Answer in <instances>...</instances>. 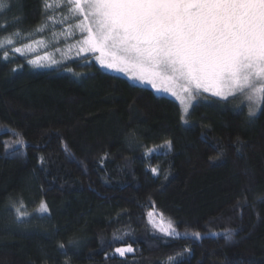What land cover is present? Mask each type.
Returning a JSON list of instances; mask_svg holds the SVG:
<instances>
[{
    "label": "trees",
    "instance_id": "trees-1",
    "mask_svg": "<svg viewBox=\"0 0 264 264\" xmlns=\"http://www.w3.org/2000/svg\"><path fill=\"white\" fill-rule=\"evenodd\" d=\"M44 13L10 0L0 38ZM87 58L75 74L0 50V264H264V104L249 119L207 96L185 114Z\"/></svg>",
    "mask_w": 264,
    "mask_h": 264
},
{
    "label": "snow or ice",
    "instance_id": "snow-or-ice-1",
    "mask_svg": "<svg viewBox=\"0 0 264 264\" xmlns=\"http://www.w3.org/2000/svg\"><path fill=\"white\" fill-rule=\"evenodd\" d=\"M9 7L10 0H0V12ZM56 8L67 13L60 23L76 21L68 35L73 28L84 34L77 56L99 53L102 66L130 73L152 87L161 85L180 100L184 113L202 92H212L218 104L238 100L236 111L247 107L249 119L264 104V0H44L46 21L54 20L47 12ZM47 27L44 23L38 30ZM12 43L10 37L0 40L4 59L6 45ZM25 49L31 51V45ZM13 207L20 220L23 205ZM41 212H47L46 205ZM161 231L176 234L171 222ZM225 239H232L230 231ZM133 251L131 246L115 249L121 257Z\"/></svg>",
    "mask_w": 264,
    "mask_h": 264
},
{
    "label": "rangeland",
    "instance_id": "rangeland-1",
    "mask_svg": "<svg viewBox=\"0 0 264 264\" xmlns=\"http://www.w3.org/2000/svg\"><path fill=\"white\" fill-rule=\"evenodd\" d=\"M48 2L52 3V0H48ZM48 13H49L48 16H53L54 20H47V21L45 20L42 24L47 23L48 27L45 28L43 31L38 30L40 26L42 25L41 24L35 31H30L27 33L15 32V33H19L20 35L16 36V35H13L14 33H11V34L2 36L0 38V40H2L6 37H10L13 41L12 44L6 45V49L8 51V59H13L15 57L21 56L23 58H26L28 64L34 69L63 68L68 72H71V73L75 72V74H77L78 70L76 69L73 70L72 67H67V65L72 62L82 60L84 59V57H87L88 55H92V59L96 61V63L101 69L107 72L113 73V74L126 77L127 79H129L131 82L135 84L147 86L151 88L157 95H165V96L171 97L180 103V100L177 97L173 96L171 93L164 92L162 90V86L159 84H157L156 87H152V85L148 82H141L135 79L130 73L121 72L116 69H109V68L102 66L99 63V61L96 59L99 53L86 52V53H81L79 56H77L76 53L78 51V41L83 38L84 34L80 33L79 30L75 28L72 29V32H73L72 35L67 34L69 25L74 24L76 21L69 20L64 23H60L59 21L62 19V17L67 14L66 11L62 10L61 8H56L54 11L49 9ZM25 45H31L32 50L27 51L25 49ZM14 48H21L23 51L15 52L13 50ZM0 50L3 51V56H4L5 49H0ZM38 58H39L38 63L36 64L30 63L31 60H35ZM53 59L56 60L57 63L55 64L51 63V60ZM88 62L89 61H83L81 63L86 64ZM207 96H213L212 92H202V94L196 100L191 101V105H193L200 99H203ZM236 101L239 102L238 100ZM180 105L182 106V109H183V105L181 103ZM262 105H261V108H262ZM191 107H189L188 112ZM260 111H258L257 114ZM247 112H248V109H247ZM167 149H169V147L168 145L165 144V145L152 148L150 150V153L166 151ZM150 222L153 228L154 226L157 228L156 232L166 234V232L161 231V228H167L168 223L170 221L165 218L156 219L154 216H152L150 218ZM128 246L129 245H123L118 248H125ZM125 255H127V253H125Z\"/></svg>",
    "mask_w": 264,
    "mask_h": 264
}]
</instances>
